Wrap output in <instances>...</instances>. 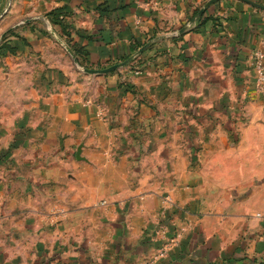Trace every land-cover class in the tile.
Listing matches in <instances>:
<instances>
[{
    "label": "crops",
    "instance_id": "1",
    "mask_svg": "<svg viewBox=\"0 0 264 264\" xmlns=\"http://www.w3.org/2000/svg\"><path fill=\"white\" fill-rule=\"evenodd\" d=\"M16 1L32 20L69 12L74 58L101 76L98 98L68 95L46 107L52 133L40 139L64 150L33 165L46 169L34 170L39 180L0 188V264H264V214L246 196L263 167L233 165L230 144L212 147L230 133L197 136L229 130L246 75L233 83L227 54L246 37V58L264 39V11L220 0L209 15L223 28L211 20L198 29L193 13L210 0ZM154 41L142 72L107 71ZM206 154L221 161L205 164Z\"/></svg>",
    "mask_w": 264,
    "mask_h": 264
},
{
    "label": "rangeland",
    "instance_id": "2",
    "mask_svg": "<svg viewBox=\"0 0 264 264\" xmlns=\"http://www.w3.org/2000/svg\"><path fill=\"white\" fill-rule=\"evenodd\" d=\"M16 3V0H0V46L6 43L4 35L8 32L11 34L7 37V43H11L10 48L20 43V50L14 49L10 52L11 50L8 49H0V188L5 183L22 182L27 185L38 179V173L34 170L45 171L46 169H33V165L39 161L46 165L50 160L49 155L52 154L51 159H53L55 157L53 152L59 148L64 150L63 141L60 142V146L56 140L40 139L41 132H46V128L49 129V133H52L48 126L50 116L48 117L46 107L68 95L87 98V100L95 96L98 98L96 83L98 76H101L90 71L93 67L88 63L76 61L74 58L75 55L71 50L73 45L69 41L73 32L69 12H63L65 16L60 18V21H63L60 24L52 23L50 20V15L56 11L40 14L37 20H32L37 16L30 12V7L25 6L21 12L19 9L22 2ZM218 5L220 0L211 5L194 23L197 28L211 20L215 21V26L223 28L225 23L219 17L209 15V10L217 8ZM204 6L196 8L199 10L196 14L193 13L192 21ZM204 18L207 21L202 23ZM192 21H190L191 25ZM190 23L186 27H191ZM171 31L172 29L167 33H174ZM188 31L183 27L181 36ZM260 33L261 38L264 37V32L260 31ZM155 38L157 35H154L151 41ZM154 42L150 46L146 44L141 47L139 58L136 57L130 62L122 60L109 65V68H115L111 73H118L120 70L142 72L144 65L146 67L147 64H145L146 60H141V57L145 50L147 52L157 47L159 42ZM248 42L245 37V41L237 40L232 50L228 49L227 55L230 56V64L234 69L235 82L233 83L239 87L242 85L241 75L244 72L246 75L245 90L241 93L234 92L236 103H234L235 108L228 114L232 121L228 125L229 130L223 126L214 127L208 132H202L199 129L197 136L200 138V135H206V133L213 135L222 132L230 133L228 141L217 139L219 141L212 144V147L221 151L230 144L231 152H237L230 159L233 165L235 160H241L242 163L245 160L254 166L263 167L261 174L257 175L253 189L246 191V196L251 195L249 197L254 198L260 214H264V87L258 86L256 71L258 54L263 55L264 66V39L250 46L249 54L245 58L242 49L244 45H249ZM105 69L99 67L98 71ZM199 146L200 151L202 148L201 145ZM241 151H247L250 154L249 158L239 157ZM252 152L256 153V158ZM205 158V164H214L218 159L221 161V158H214V155H207ZM200 175L207 180V174L200 173ZM230 180L236 184L240 182V178L237 179L234 173H231Z\"/></svg>",
    "mask_w": 264,
    "mask_h": 264
},
{
    "label": "trees",
    "instance_id": "3",
    "mask_svg": "<svg viewBox=\"0 0 264 264\" xmlns=\"http://www.w3.org/2000/svg\"><path fill=\"white\" fill-rule=\"evenodd\" d=\"M198 10L199 9H197V10H195V12H194V14H196L197 12H198ZM65 13V12H64ZM61 10H56V12H52V14L50 15V20H51V22L52 23H63V21H60V18H62V17H64L65 16V14H64ZM203 19V18H202ZM201 19V20H202ZM200 20V21H201ZM207 20H206V18H204V20H203V22L202 23H204V22H206ZM200 23V22H199ZM11 36V34H10V32H8V33H6L5 35H4V40L6 41V43L4 42V44L3 45H1L0 46V49H8V50H11L10 52H12V51H14V49L15 50H20V43H17V44H15V46H13L12 48H10V45H11V43H7V37H10ZM79 51V50H78Z\"/></svg>",
    "mask_w": 264,
    "mask_h": 264
},
{
    "label": "water",
    "instance_id": "4",
    "mask_svg": "<svg viewBox=\"0 0 264 264\" xmlns=\"http://www.w3.org/2000/svg\"><path fill=\"white\" fill-rule=\"evenodd\" d=\"M219 0H210L200 11H199V13L197 14V16L193 19V21H192V23H195L204 13H205V11L211 6V5H213V4H215L216 2H218ZM242 1H245V2H248L249 4H251L252 6H255V7H257V8H259V9H262V10H264V6L263 5H260V4H257V3H255V2H253V1H251V0H242ZM128 62H130V60L128 61ZM113 69H115V68H111V69H109V70H107V71H111V70H113ZM80 150H79V152H78V158H80Z\"/></svg>",
    "mask_w": 264,
    "mask_h": 264
},
{
    "label": "built area",
    "instance_id": "5",
    "mask_svg": "<svg viewBox=\"0 0 264 264\" xmlns=\"http://www.w3.org/2000/svg\"><path fill=\"white\" fill-rule=\"evenodd\" d=\"M263 55L258 54L257 55V66H256V71H257V78H258V86L260 88L264 87V66H263ZM102 205H106L105 202H102ZM150 264V263H147Z\"/></svg>",
    "mask_w": 264,
    "mask_h": 264
}]
</instances>
